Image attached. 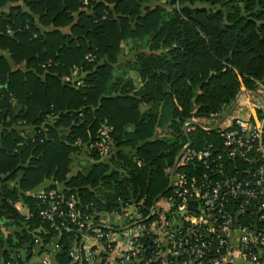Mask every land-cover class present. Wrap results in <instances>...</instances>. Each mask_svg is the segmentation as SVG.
<instances>
[{"label":"trees","instance_id":"obj_1","mask_svg":"<svg viewBox=\"0 0 264 264\" xmlns=\"http://www.w3.org/2000/svg\"><path fill=\"white\" fill-rule=\"evenodd\" d=\"M18 1L0 0V8ZM81 1L23 0L0 15V49L8 53L0 56V218L25 224V244L39 227L45 245L58 238L65 250L50 264H72L74 237L58 236L37 217L30 192L45 180L62 184L87 228L103 229L127 204L148 227L151 209L170 194L167 170L187 142L221 147L217 131L192 126L185 133L183 123L222 115L241 87L264 85V0H100L86 8ZM124 47L131 56L120 63ZM9 60L24 66L13 69ZM73 67L82 74L79 87L62 82ZM102 125L112 128L111 154L86 151L90 161H77L71 176L83 150L75 142L95 141ZM19 172L17 186L5 184ZM19 200L27 219L14 208ZM155 240L139 237L129 264H165L154 257ZM11 242L0 239V258L25 264L8 253Z\"/></svg>","mask_w":264,"mask_h":264},{"label":"built area","instance_id":"obj_2","mask_svg":"<svg viewBox=\"0 0 264 264\" xmlns=\"http://www.w3.org/2000/svg\"><path fill=\"white\" fill-rule=\"evenodd\" d=\"M99 1L81 3L86 8ZM85 60L91 62L94 56L87 55ZM79 71L73 67L62 82L79 87ZM236 101L235 114L227 123L228 117L219 123L220 114L183 123L185 133L192 126L204 131L217 126L214 130L221 147L206 144L191 149L185 145L181 149L176 163L167 170L170 194L155 203L150 213L155 219L148 227L131 204L108 216L103 229L87 228L73 196L66 198L49 188L34 195L37 217L56 228L58 236L74 237L68 250L72 264H100L101 256L106 257L103 264L108 256L116 257L118 264H129L137 260L138 238L149 233L159 247L154 257L166 262L170 258L165 264H178L182 256L186 259L181 264H201L208 257L210 264H264V85L258 83L254 92L241 87ZM111 132L110 126L102 125L95 141L77 140L75 144L105 159L113 149ZM189 165H193L192 171L186 170ZM41 230L33 229L30 234L31 244L43 253L51 244L42 242ZM0 264L11 263L0 258ZM37 264L50 263L44 257Z\"/></svg>","mask_w":264,"mask_h":264},{"label":"crops","instance_id":"obj_3","mask_svg":"<svg viewBox=\"0 0 264 264\" xmlns=\"http://www.w3.org/2000/svg\"><path fill=\"white\" fill-rule=\"evenodd\" d=\"M22 5H23V0H19L16 4L9 3V4L5 5L4 7L0 8V15L1 14H7L11 7L22 6ZM63 31L67 32V29H64ZM0 56L8 58V53L6 51H3L2 49H0ZM9 62H10L11 67L13 69H16V68L17 69H22L23 66H24L23 64H21L19 66H14L11 63L10 60H9ZM120 63H122V62H120ZM251 97H252V100L256 99V95L255 94H251ZM235 101H236V99H235ZM235 105H236V103H235ZM230 108H229V110H230ZM229 110L227 111V113L229 112ZM232 110H231V113L229 114V117H230V115L235 114L234 112H232ZM240 115L243 116V117H247L249 115V113L247 115L240 113ZM249 116L253 117V114L251 113ZM126 150H128V149H126ZM79 160H82L80 163H85L86 162V161H83V159L80 158V157H79ZM73 163L70 166V175L71 176L75 175L77 170H78L77 165H75L76 162L74 164ZM21 176H22V173L19 172L17 174V176L15 177V179L10 180L9 182H6L5 184L8 185L10 188H12L13 186H17ZM51 186H54L60 192L64 189V186L62 184H57V182H54L53 180H45L43 183H41L38 187H36L30 193L33 194V195H36V194H38V193L50 188ZM0 187H2L1 182H0ZM14 208L25 219L30 214L28 206H26L20 200L14 203ZM23 210H25L24 213H23ZM24 229H25V224H22L20 221H13V220L8 219L5 216H2L0 218V239L2 241H4V242L9 240V239L12 241L10 246L7 247V250L12 249L11 250V254L17 253V254H19L20 258H21L20 253L22 251H25V259L23 260L21 258V260L25 264H37L39 262V260L41 258H44V257L48 260L49 263H53L56 253L59 252L60 246H62L64 244H60V242H59V244L52 243L49 247L46 248L45 252L41 253L40 250L37 247H35V246H33L31 244V242H28V243L25 244V242L22 240L21 236H19L20 233ZM56 239H58V238H56ZM64 250H65V248H64ZM107 264H118V259L116 257L108 256Z\"/></svg>","mask_w":264,"mask_h":264},{"label":"rangeland","instance_id":"obj_4","mask_svg":"<svg viewBox=\"0 0 264 264\" xmlns=\"http://www.w3.org/2000/svg\"><path fill=\"white\" fill-rule=\"evenodd\" d=\"M127 51H128V47H124V49H123V54L119 57V61H120V62H123L125 59H127L128 57L131 56V54H128ZM228 110H229V109H228ZM228 110H227V109H224V110L222 111L221 118L224 117V116L227 114V111H228ZM232 116H233V115H230V117L228 116V118L224 121V123H227V122L232 118ZM211 127H213V124H212ZM160 136L162 137V134H161ZM79 157L82 158L83 161H90V160H89V156H88V152H86L85 150H82V153H81L80 155H78L77 157H74V163L76 162L75 165H77V161L79 160ZM79 161L81 162L82 160H79ZM74 163H73V164H74ZM24 211H25V210H23V213H24Z\"/></svg>","mask_w":264,"mask_h":264},{"label":"water","instance_id":"obj_5","mask_svg":"<svg viewBox=\"0 0 264 264\" xmlns=\"http://www.w3.org/2000/svg\"><path fill=\"white\" fill-rule=\"evenodd\" d=\"M241 8H243V6H241ZM1 88L5 89V88H6V85H3ZM235 103H236V101H234V103L232 104V106H231L229 112H228L224 117H222V118L220 119L219 123H221L223 120H225V119L229 116V114L231 113V110H232V109L234 108V106H235ZM216 127H217V126H215L214 128H212V130H214ZM187 146H190V142H189V141L187 142ZM175 163H176V161H175ZM175 163H174V164H175ZM169 189H170V183L168 184L167 191H168ZM59 242H60L59 239H54V240H53V243H55V244H59ZM64 248H65L64 245L60 246V248H59V253H60V254H63V253H64ZM11 250H12V249H9V250H8V253H9V254H11ZM20 255H21V258L24 260V259H25V251H22V252L20 253Z\"/></svg>","mask_w":264,"mask_h":264}]
</instances>
